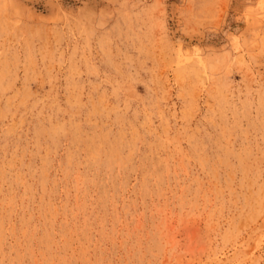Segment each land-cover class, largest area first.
Instances as JSON below:
<instances>
[{"label":"rangeland","instance_id":"374dc122","mask_svg":"<svg viewBox=\"0 0 264 264\" xmlns=\"http://www.w3.org/2000/svg\"><path fill=\"white\" fill-rule=\"evenodd\" d=\"M0 264H264V0H0Z\"/></svg>","mask_w":264,"mask_h":264}]
</instances>
